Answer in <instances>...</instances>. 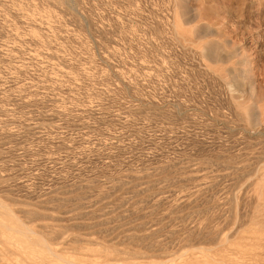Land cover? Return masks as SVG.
<instances>
[{
	"label": "rangeland",
	"instance_id": "374dc122",
	"mask_svg": "<svg viewBox=\"0 0 264 264\" xmlns=\"http://www.w3.org/2000/svg\"><path fill=\"white\" fill-rule=\"evenodd\" d=\"M0 200L75 264H264V0H0Z\"/></svg>",
	"mask_w": 264,
	"mask_h": 264
},
{
	"label": "bare ground",
	"instance_id": "6f19581e",
	"mask_svg": "<svg viewBox=\"0 0 264 264\" xmlns=\"http://www.w3.org/2000/svg\"><path fill=\"white\" fill-rule=\"evenodd\" d=\"M31 233L33 232L15 216L10 206L0 200V243L12 244L15 242L24 246L26 249L32 246H41L43 248L41 254V259L43 261H56L61 264H75L58 256L57 251L52 249L40 237L36 236L34 240L28 238V234ZM14 234H20L21 237L16 239ZM5 260H7L6 251L0 250V263L2 264Z\"/></svg>",
	"mask_w": 264,
	"mask_h": 264
}]
</instances>
